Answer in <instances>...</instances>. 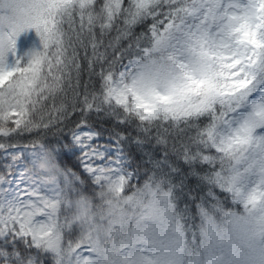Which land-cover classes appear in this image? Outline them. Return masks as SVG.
I'll use <instances>...</instances> for the list:
<instances>
[{
    "label": "snow or ice",
    "instance_id": "obj_1",
    "mask_svg": "<svg viewBox=\"0 0 264 264\" xmlns=\"http://www.w3.org/2000/svg\"><path fill=\"white\" fill-rule=\"evenodd\" d=\"M0 264H264V0H0Z\"/></svg>",
    "mask_w": 264,
    "mask_h": 264
},
{
    "label": "trees",
    "instance_id": "obj_2",
    "mask_svg": "<svg viewBox=\"0 0 264 264\" xmlns=\"http://www.w3.org/2000/svg\"><path fill=\"white\" fill-rule=\"evenodd\" d=\"M35 40H36L35 34L32 33V34H29V35H27V36H25V37H22V38H21V43H22V44H25V43H32V42L35 41ZM71 159H72V157L69 156V160H71Z\"/></svg>",
    "mask_w": 264,
    "mask_h": 264
}]
</instances>
